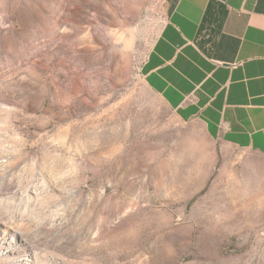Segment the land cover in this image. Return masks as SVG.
<instances>
[{"label": "rangeland", "instance_id": "obj_1", "mask_svg": "<svg viewBox=\"0 0 264 264\" xmlns=\"http://www.w3.org/2000/svg\"><path fill=\"white\" fill-rule=\"evenodd\" d=\"M172 0H0V264H264V156L141 67Z\"/></svg>", "mask_w": 264, "mask_h": 264}, {"label": "crops", "instance_id": "obj_2", "mask_svg": "<svg viewBox=\"0 0 264 264\" xmlns=\"http://www.w3.org/2000/svg\"><path fill=\"white\" fill-rule=\"evenodd\" d=\"M141 74L182 121L264 156V0H177Z\"/></svg>", "mask_w": 264, "mask_h": 264}, {"label": "trees", "instance_id": "obj_3", "mask_svg": "<svg viewBox=\"0 0 264 264\" xmlns=\"http://www.w3.org/2000/svg\"><path fill=\"white\" fill-rule=\"evenodd\" d=\"M176 1H177V0H172V1H171V6H170L171 8H172V6L174 5V3H175ZM171 8H170V9H171Z\"/></svg>", "mask_w": 264, "mask_h": 264}]
</instances>
